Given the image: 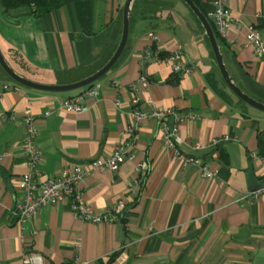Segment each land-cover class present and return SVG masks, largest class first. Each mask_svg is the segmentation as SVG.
Listing matches in <instances>:
<instances>
[{
    "label": "crops",
    "instance_id": "crops-1",
    "mask_svg": "<svg viewBox=\"0 0 264 264\" xmlns=\"http://www.w3.org/2000/svg\"><path fill=\"white\" fill-rule=\"evenodd\" d=\"M125 1L64 0L41 15L30 7L4 11L0 6V51L17 74L33 82H78L101 69L116 50ZM197 2L205 14L212 10L211 0ZM226 6L245 25L257 26L264 46V0H226ZM244 34L235 26L228 29L220 44L223 63L235 85L264 105V55L245 46ZM178 48L192 70L173 83L169 65L158 55ZM142 74L148 86L132 104L129 85ZM92 87L95 96L77 115L59 105L86 88L36 91L0 68V264H24L27 255L41 256L43 264H264V196L243 197L264 184V167L250 158L251 153L264 158V112L224 84L187 5L135 0L125 48ZM148 100L195 116L179 125L178 149L216 171L215 178L205 179L179 162L157 121L135 123L131 113L146 111ZM28 114L37 124L38 170L47 177L67 163L107 158L120 142L131 144L132 159L115 172H92L82 189V201L94 214L122 201L115 222L80 220L72 199L41 208L26 224L16 222L18 180L27 172L21 141ZM225 135L237 140L211 144ZM196 144L202 146L198 151ZM138 164L145 165L140 175Z\"/></svg>",
    "mask_w": 264,
    "mask_h": 264
},
{
    "label": "built area",
    "instance_id": "built-area-1",
    "mask_svg": "<svg viewBox=\"0 0 264 264\" xmlns=\"http://www.w3.org/2000/svg\"><path fill=\"white\" fill-rule=\"evenodd\" d=\"M211 4L212 10L206 14V18L212 23L215 32L221 39H226L228 29L235 26L237 29L245 31V46L250 47L257 56L264 55V46L261 42V34L257 26L251 24L245 25L239 19L233 17L231 11L226 6V0H211ZM149 37L152 40L155 39V36L152 34H149ZM147 55L149 56V54ZM160 59L161 62L169 65L171 74L176 76L177 79L190 74L192 70L180 48ZM147 86L148 81L143 74L138 77L137 81L129 85V90L133 95L132 104H137L140 101L139 92ZM8 88V84L3 86L4 90ZM95 94L96 88L92 86L88 87L79 94L64 98L59 105V109L77 115L81 114L87 110L86 99L93 98ZM145 103L147 106L146 111L134 110L131 113V117L135 123L139 124L149 119L157 121L163 133L165 146L174 152L179 162L195 167L205 179L210 180L215 178L216 171L212 170L199 158L187 156L178 149L181 143V137L178 133L179 125L187 119H194L195 116L190 113L178 115L173 108L155 107L151 100ZM48 114L46 113L45 115ZM169 119L171 120L170 122ZM22 124L24 135L21 141V150L25 158L27 172L18 180L20 199L14 210L16 222L20 225L26 224L41 208L62 203L66 199L73 200L74 212L82 221L95 224L115 222L122 212V201H119L105 214H94L92 209L82 201V189L87 177L92 172H115L124 161L132 159L133 157L130 152L131 144L120 142L114 147L112 153L107 158H97L82 163H67L57 175L47 177L38 170L42 153L35 143L37 135L36 119L28 114L22 119ZM236 140L234 136L225 135L221 139H213L211 144L218 145L221 142ZM201 148L202 146L199 144L193 147L195 151ZM250 158L259 161L260 166L264 167L263 157L251 153ZM144 169V164H138L135 168L136 175H140ZM261 196H264V184L249 191L243 197L256 199ZM23 263L43 264V259L39 255H27L23 259Z\"/></svg>",
    "mask_w": 264,
    "mask_h": 264
},
{
    "label": "water",
    "instance_id": "water-1",
    "mask_svg": "<svg viewBox=\"0 0 264 264\" xmlns=\"http://www.w3.org/2000/svg\"><path fill=\"white\" fill-rule=\"evenodd\" d=\"M135 0H126L123 7L122 12V30H121V38L119 41V44L110 57V59L107 61V63L99 69L97 72L92 74L91 76L80 80L75 83L66 84V85H47V84H40L33 82L29 79H26L19 74H17L7 63L4 56L2 55L0 51V68L4 71V73L7 75L9 79H11L13 82L36 91L41 92H49V93H64V92H71L76 91L79 89H82L84 87H87L91 84H94L96 81H98L101 77H103L117 62L119 57L121 56L125 45L127 43L128 33H129V23L131 18V7ZM187 7L191 10L193 15L196 17V19L201 24L202 29L204 30V33L207 37L209 46L211 48L216 66L218 68L219 74L224 82V84L227 86V88L242 102L246 103L250 107L264 112V105L255 101L254 99L250 98L248 95L243 93L233 82L232 78L230 77L229 73L227 72L225 65L223 63V56L220 51V45L217 42V39L215 37V34L213 32V29L206 18V16L201 13L199 8L194 4L192 0H182Z\"/></svg>",
    "mask_w": 264,
    "mask_h": 264
},
{
    "label": "trees",
    "instance_id": "trees-1",
    "mask_svg": "<svg viewBox=\"0 0 264 264\" xmlns=\"http://www.w3.org/2000/svg\"><path fill=\"white\" fill-rule=\"evenodd\" d=\"M63 1L64 0H0V6L3 8L4 11L11 10V9H16V8H19V7H30V8L33 9V13L35 15H41V14L50 12V11L58 8ZM192 1L199 8V4H198L197 0H192ZM199 10L201 11L200 8H199ZM201 13H203L206 16V14L203 11H201ZM209 23H210V25H211V27L213 29V32H214L215 37L217 39V42L220 45L222 39L215 32L212 23L210 21H209ZM158 57L159 58H164L165 55L159 54ZM178 80L179 79H177L176 76L172 75L171 82L176 83ZM92 85L93 84H91V85H89L87 87H84V88H88V87H90ZM84 88H82V89H84Z\"/></svg>",
    "mask_w": 264,
    "mask_h": 264
},
{
    "label": "rangeland",
    "instance_id": "rangeland-1",
    "mask_svg": "<svg viewBox=\"0 0 264 264\" xmlns=\"http://www.w3.org/2000/svg\"><path fill=\"white\" fill-rule=\"evenodd\" d=\"M71 92H73V91H71ZM71 92H65V93H71Z\"/></svg>",
    "mask_w": 264,
    "mask_h": 264
}]
</instances>
